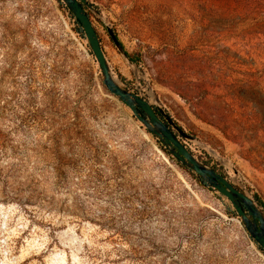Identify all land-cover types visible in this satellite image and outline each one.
I'll return each instance as SVG.
<instances>
[{
    "label": "rangeland",
    "instance_id": "rangeland-1",
    "mask_svg": "<svg viewBox=\"0 0 264 264\" xmlns=\"http://www.w3.org/2000/svg\"><path fill=\"white\" fill-rule=\"evenodd\" d=\"M87 1L113 74L264 211V0ZM76 27L57 0H0V264H264Z\"/></svg>",
    "mask_w": 264,
    "mask_h": 264
},
{
    "label": "water",
    "instance_id": "water-1",
    "mask_svg": "<svg viewBox=\"0 0 264 264\" xmlns=\"http://www.w3.org/2000/svg\"><path fill=\"white\" fill-rule=\"evenodd\" d=\"M76 17L82 27L84 38L98 65L101 82L104 88L119 102L125 104L133 116L154 135L163 146L185 167L197 175L204 185L217 190L232 204L236 216L250 237L264 251V211L237 183L228 180L213 166L197 158L186 146L183 139L195 143L199 141L187 134L155 99L151 103L142 96L130 91L112 72L103 49L100 45L97 31L91 21L87 9L93 6L87 0H60ZM107 31L118 50L127 57L124 49L107 26ZM236 173L237 169L231 167Z\"/></svg>",
    "mask_w": 264,
    "mask_h": 264
},
{
    "label": "trees",
    "instance_id": "trees-1",
    "mask_svg": "<svg viewBox=\"0 0 264 264\" xmlns=\"http://www.w3.org/2000/svg\"><path fill=\"white\" fill-rule=\"evenodd\" d=\"M57 2L59 3V6L60 7H65L67 9V11L69 12V14L71 15V17L74 19V22L76 23L77 27H76V31H78V33L80 34L81 37H84V33H83V30H82V27L81 25L79 24L78 20L76 19V17L71 13V11L60 1V0H57ZM130 56V55H129ZM148 131V130H147ZM149 132V131H148ZM168 152V151H167ZM177 163L184 167V168H187L185 167L183 164H181L177 159H176ZM188 169V168H187ZM190 170V169H188ZM197 180L200 181L201 184L204 185V183H202L201 179L195 175ZM206 186V185H205ZM209 187V186H207ZM210 188V187H209ZM227 213L229 214H232V215H236L235 211L233 208H227ZM245 232H246V236L248 237V239L253 242V244L255 245V247L264 254V251L262 250V248L250 237V235L248 234V232L246 231V229L244 228Z\"/></svg>",
    "mask_w": 264,
    "mask_h": 264
}]
</instances>
